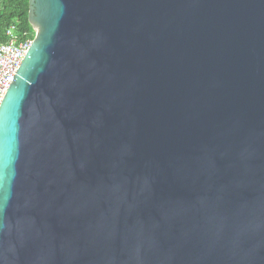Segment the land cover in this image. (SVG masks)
<instances>
[{
	"label": "water",
	"instance_id": "95a60500",
	"mask_svg": "<svg viewBox=\"0 0 264 264\" xmlns=\"http://www.w3.org/2000/svg\"><path fill=\"white\" fill-rule=\"evenodd\" d=\"M0 107V264H264V0H30Z\"/></svg>",
	"mask_w": 264,
	"mask_h": 264
},
{
	"label": "built area",
	"instance_id": "2783aa9c",
	"mask_svg": "<svg viewBox=\"0 0 264 264\" xmlns=\"http://www.w3.org/2000/svg\"><path fill=\"white\" fill-rule=\"evenodd\" d=\"M5 37L0 41V107L34 41L18 34L15 26L6 30Z\"/></svg>",
	"mask_w": 264,
	"mask_h": 264
},
{
	"label": "trees",
	"instance_id": "16d2710c",
	"mask_svg": "<svg viewBox=\"0 0 264 264\" xmlns=\"http://www.w3.org/2000/svg\"><path fill=\"white\" fill-rule=\"evenodd\" d=\"M29 13L30 0H0V41H6L5 32L11 26L25 38H35Z\"/></svg>",
	"mask_w": 264,
	"mask_h": 264
},
{
	"label": "clouds",
	"instance_id": "9594fccd",
	"mask_svg": "<svg viewBox=\"0 0 264 264\" xmlns=\"http://www.w3.org/2000/svg\"><path fill=\"white\" fill-rule=\"evenodd\" d=\"M36 34V33H35ZM35 39V38H34Z\"/></svg>",
	"mask_w": 264,
	"mask_h": 264
}]
</instances>
